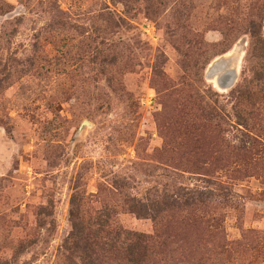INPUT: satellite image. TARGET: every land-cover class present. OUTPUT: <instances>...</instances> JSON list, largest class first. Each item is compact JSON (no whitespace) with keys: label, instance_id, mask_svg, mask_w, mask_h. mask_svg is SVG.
<instances>
[{"label":"rangeland","instance_id":"rangeland-1","mask_svg":"<svg viewBox=\"0 0 264 264\" xmlns=\"http://www.w3.org/2000/svg\"><path fill=\"white\" fill-rule=\"evenodd\" d=\"M260 46L264 0H0V264H81L75 209L87 231L105 213L162 235L159 262L264 264V99L252 147L242 127L184 133L264 89ZM222 57L228 91L206 78ZM206 190L203 209L129 210Z\"/></svg>","mask_w":264,"mask_h":264},{"label":"trees","instance_id":"trees-1","mask_svg":"<svg viewBox=\"0 0 264 264\" xmlns=\"http://www.w3.org/2000/svg\"><path fill=\"white\" fill-rule=\"evenodd\" d=\"M261 41V39L258 41L259 44H261ZM259 57L263 60L264 65V47H261ZM259 82L263 83L262 81ZM249 87L239 86L232 91L233 94L238 95L236 97L237 112L234 114L235 121L230 117L221 119V117L216 116L214 110H210L206 114L203 113L200 120L196 118L191 124H187L184 128V133L187 132L191 135L199 132L200 137L204 131L223 129L224 132H227L228 130H225V128L238 127V130H240L239 128L242 127L247 132V144L250 146L257 144V140L252 137V133L260 135L257 131L258 123L254 114L259 102L258 98L262 96V100L264 99V89L260 85H251ZM195 167L197 168V166ZM215 197L217 196L213 191H194L189 194V197L176 193L173 196L164 198L153 207H148L135 198L130 199L128 205L131 213L138 217L157 220L160 211L173 210L174 208L180 209L182 207L188 209L201 207L203 209L207 207L209 202L215 200ZM76 204L75 202V208ZM77 211L75 209L71 214L73 232L66 243V249L72 255H76L81 264H173V262H177L173 257L169 260L167 259V262H159L155 259L154 251L158 246L162 245L160 241V238L163 237L162 235L147 236L141 233L115 230L111 227L110 217L105 215V213L97 218V223L95 222L97 230L87 231ZM178 262L177 264H186L184 261ZM193 262L194 256L190 264H193Z\"/></svg>","mask_w":264,"mask_h":264},{"label":"water","instance_id":"water-1","mask_svg":"<svg viewBox=\"0 0 264 264\" xmlns=\"http://www.w3.org/2000/svg\"><path fill=\"white\" fill-rule=\"evenodd\" d=\"M227 57H222L220 59H217L209 67V69L207 71V74H206V78L208 79V81H210V82H212V81L214 82L215 81L216 87L218 89H220L221 91H228V90L232 89L235 86L236 82H237L238 74H239L238 73V69L236 68V69L233 70V73H232V75L230 76L229 79L219 80V81L214 79V77L212 76L213 71L216 69V67L218 65H220L221 63L226 62L228 60Z\"/></svg>","mask_w":264,"mask_h":264},{"label":"bare ground","instance_id":"bare-ground-1","mask_svg":"<svg viewBox=\"0 0 264 264\" xmlns=\"http://www.w3.org/2000/svg\"><path fill=\"white\" fill-rule=\"evenodd\" d=\"M225 68V63H221L220 65H218L216 67V69L213 71L212 76L214 77L215 75H217L218 73H220L221 71H223ZM217 80V79H216ZM219 80H222V77H219ZM218 80V81H219ZM215 82V81H214Z\"/></svg>","mask_w":264,"mask_h":264}]
</instances>
